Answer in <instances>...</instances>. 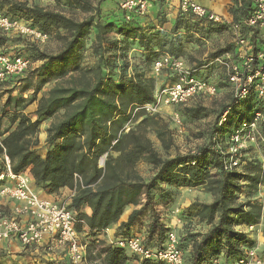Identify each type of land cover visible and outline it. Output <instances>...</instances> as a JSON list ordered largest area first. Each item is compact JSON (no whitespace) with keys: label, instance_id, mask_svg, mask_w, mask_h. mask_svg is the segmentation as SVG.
Returning <instances> with one entry per match:
<instances>
[{"label":"trees","instance_id":"obj_1","mask_svg":"<svg viewBox=\"0 0 264 264\" xmlns=\"http://www.w3.org/2000/svg\"><path fill=\"white\" fill-rule=\"evenodd\" d=\"M0 3L10 5L11 12L6 14L17 17L15 16L16 12H21L24 14L23 17H20L21 19L31 22L42 32L51 34L55 30H64L68 33L66 47L57 55L39 53L38 46L31 45L34 52L38 54L35 60L47 62L46 67H40L34 73L32 72V74H39V82L35 90L36 93H39L48 82L47 73L50 66L54 63L76 61L75 49L88 35L89 23L87 21L77 22L61 13L40 7H28L26 3L11 0H0ZM73 3L76 6L82 4L79 0H75ZM120 14L121 24L119 26L122 28L120 30L122 32L129 30L127 36L134 38L136 36L134 26L142 21L140 19L142 17L135 15L131 21L127 22L124 15ZM178 17L188 16L179 12ZM114 24H98L96 26L98 45L102 46L106 41V30L118 25ZM176 29L178 28H173L174 31ZM9 42V38L0 35L1 47ZM167 44V40L160 41L159 51L162 52ZM230 50H220L213 55V58ZM167 53L173 57L181 58L177 49L172 46L168 48ZM160 57H150L152 66ZM100 63L102 61L97 63V67L84 69L83 75L80 77H70L66 81L58 83L48 96H43L38 101L35 120L21 111L14 113L9 119L10 128L3 131L4 117L0 116V156L2 157L0 174L5 170L3 155L6 153L15 174H21L31 169L36 187H41V190H45L49 195L61 188L71 187L74 174L84 177L88 188L81 190L73 198L69 209L77 219L85 221L89 229L86 235L89 239L86 259L88 258L90 262L93 260V264L96 261L94 258L96 254L100 258L102 257L103 264H129L130 262H134V264H165L148 260L136 263L138 259L123 249L112 246L102 247L104 245L102 242H100L101 249H99L94 238L103 229L116 223L125 208L136 204L139 195L143 193L146 198L145 204L132 212L128 220L120 225L115 236H131L130 230L151 208L153 217L149 235L144 239V243L152 249L163 248L170 231H167L168 229L160 222L152 207L155 201L153 191L160 190L162 194L160 201L167 204L172 199L174 200V196L171 191L161 188V185L177 188L207 186V190L212 194L214 200L210 204L201 205V210L193 217H200L201 221L210 225V228L204 234L191 233L190 237L184 240L186 242L183 241L190 248L188 251L182 247L183 243L180 239V248L186 253L185 264H214L216 261L235 263L239 261L244 256L245 248L249 247V239L244 233L237 232L235 227L258 224L261 219V210L251 202L238 203L237 196L242 190L241 182L258 183L261 175L260 173L251 175L226 171L223 167V156L220 153L222 149L220 141L222 135L231 133L228 132V127L234 128L233 133L243 121L252 116L253 112L264 110V100L251 98L239 105H234L232 99L230 106L224 108L219 115L221 120L222 116L228 112L226 121L215 131L211 146L198 157L186 155L162 160L144 135L131 132L129 134L133 140L131 154L151 164L155 168L156 174L149 182L119 180L107 184L103 183L106 176L108 174L118 175V171L112 165L113 159L106 161L105 170L101 169L98 164L100 157L109 152L112 143L118 139V131L121 128L119 125L123 124L130 116L129 106L152 102L154 92L140 80L134 79L127 83L124 80L115 82L112 78L105 79V67H101ZM202 65L203 63L193 69H200ZM165 72L170 74L169 71ZM89 75L92 77L88 79ZM170 81H174L173 76ZM20 106V103H17V108ZM190 111L193 112V110ZM60 112L64 113L63 118L48 130L47 151L43 155V150L39 146L41 124L44 120L51 119ZM148 121L154 122L155 117L145 119L143 124ZM114 128H116L115 131ZM157 136L162 139L165 133L160 130ZM118 140L117 143L121 141ZM211 168H215L218 172L215 179L209 176ZM90 186H94V188ZM33 187L37 192L41 191L37 190L35 186ZM86 206L92 209L91 215L77 213ZM190 210H185L181 217L188 220L191 214ZM79 230L83 231L82 228Z\"/></svg>","mask_w":264,"mask_h":264},{"label":"rangeland","instance_id":"obj_2","mask_svg":"<svg viewBox=\"0 0 264 264\" xmlns=\"http://www.w3.org/2000/svg\"><path fill=\"white\" fill-rule=\"evenodd\" d=\"M18 3H26L28 7H40L48 11L61 13L64 16L71 18L77 22L87 21L90 29L88 35L76 47V61L54 63L47 73L48 82L43 86L39 93H36L37 84L39 82V74L34 73L40 67H46L47 62L44 60H35L38 57L37 52H34L33 43L18 38H9L10 42L4 45V50L9 54H19L28 58L31 62L30 69L23 77L18 78L14 83H6L0 87V116L3 118V131L10 128L9 119L17 112H22L28 115L33 120L36 119L35 111L38 101L43 96H48L54 87L70 77H80L83 75V70L86 68L97 67L100 63L104 69V77L112 78L115 82L124 80L130 83L134 79L144 82L155 93L170 84L171 76L167 72L160 75L155 74L150 57L163 56L168 54L169 47H174L178 51V55L191 68L198 67L208 59L213 58V55L220 50L231 49L232 33L226 27L213 26L198 21L194 17H177L171 28H168L169 20L165 14L158 13L152 19H145L136 26L134 38L128 37V31L122 29L121 14L119 11L120 3L117 0H79L80 6L74 5L75 0H11ZM0 10L4 13H10V5L0 3ZM23 13L16 12L15 16L23 17ZM117 23L106 30V41L102 46L97 44L96 26L110 25ZM115 25V24H114ZM176 27V31L173 28ZM51 40L35 49L39 53L47 55H57L67 44L68 33L64 30H55L51 32ZM69 38V36H68ZM67 39V40H66ZM167 40L168 44L161 52L158 49L160 41ZM169 55V54H168ZM102 57V58H101ZM101 58V59H100ZM92 77L88 76V79ZM199 77L204 80L214 83L218 89V93L213 97H199L191 101L185 106L163 108L161 114H147L140 112L133 115V110L145 104H133L129 106L131 109L130 116L121 125L118 133V139L112 143L111 150L105 153L99 159V167L103 170L106 168V161L112 160V165L118 171V175L108 174L103 183L111 184L119 180L124 181H144L149 182L156 174L155 168L147 161L140 160L131 154L133 140L129 134L131 132L144 135L150 142L153 150L162 160L172 159L177 156H201L208 147L211 146L215 131L221 126L219 115L221 111L230 106L232 101V87L227 82L223 70L219 67H207L199 72ZM21 101V102H20ZM24 101V102H23ZM153 102V101H152ZM150 102V103H152ZM17 103L20 107L17 108ZM148 104V103H146ZM190 110H193L191 112ZM179 113L185 121V129L182 133H178L176 127L171 121V115ZM63 112H60L51 119L44 120L40 127L39 142L40 148L43 150V155L47 151L48 130L58 123L63 118ZM155 117V121H148L143 124L145 119ZM219 119V120H218ZM222 119V118H221ZM240 126V125H239ZM236 128V130L239 128ZM228 135H222L220 146L226 152L230 147V137L233 127H228ZM114 131L116 128L113 129ZM165 133V136L160 139L157 136L158 131ZM227 131V130H225ZM104 158V164H101V159ZM0 169H2V157L0 156ZM238 173L254 175L260 173V181L258 183L241 182L242 190L238 194V203L251 202L261 210L260 222L253 226H237V232L244 233L249 239V247L246 249H254L261 264H264V143L259 141L258 145L249 146L243 152L240 158V163L237 169L233 170ZM33 186L36 187L31 169L25 171ZM215 168L210 169L209 176L215 179L217 176ZM93 187L94 186H90ZM41 190V187H36ZM88 188L85 183V178L79 174H74L73 184L71 187H64L56 191L55 195L62 190L69 192L66 199L69 205L72 204L73 198L83 189ZM161 188L169 190L174 196L170 203L164 204L160 201L161 191H153L154 204H152L160 222L165 226L167 231L177 233L181 243L190 237L191 233H201L208 231L210 225L207 222L201 221L200 217L196 219V227L188 223V220L178 217L174 212L181 207V198L186 201L189 198L191 191L194 193L195 201L192 207L196 205H204L205 201L214 200L211 193L208 192L207 186H199L196 188L187 187H168L161 185ZM41 192L46 193L45 190ZM46 194L49 195L47 192ZM181 194V196H180ZM201 198L198 199V198ZM180 198V203L178 202ZM200 201V202H199ZM136 204L129 205L125 208L119 220L106 229L109 234L114 230L117 232L120 225L128 220V217L134 210L140 209L146 202L144 194H140ZM190 208L182 209L183 212ZM86 215L92 214V209L88 206L84 207L80 212ZM153 214L151 208L141 217L138 224L130 230V234L138 236L141 239H146L149 235V228L152 222ZM126 220H123L125 219ZM180 219V220H179ZM186 242V241H184ZM101 249V245H98ZM186 251L190 248L184 243L182 246ZM96 253V252H95ZM94 253V255H95ZM13 253L0 252V264H20L19 256L15 257ZM94 257V256H92ZM94 264H103L102 257H94ZM221 259V258H220ZM22 260V259H21ZM23 264V263H22ZM25 264V263H24ZM84 264H93L87 258ZM129 264H134L130 262Z\"/></svg>","mask_w":264,"mask_h":264},{"label":"built area","instance_id":"obj_3","mask_svg":"<svg viewBox=\"0 0 264 264\" xmlns=\"http://www.w3.org/2000/svg\"><path fill=\"white\" fill-rule=\"evenodd\" d=\"M178 2L179 12L190 15L198 21L213 26H224L221 16L198 5L192 0H122L119 11L129 22L133 16L144 17L158 3ZM254 11L240 24L230 28L234 32V49L215 58L208 59L200 69H193L182 58L165 54L153 64L155 74L169 71L174 81L159 89L152 103L141 105L133 110V115L142 112L161 114L163 108L185 106L199 97H213L218 93L216 85L199 77L197 73L207 67H219L223 70L227 82L232 87L234 105H239L251 98L264 100V0H254ZM0 35L7 38L25 39L38 47L47 44L51 35L34 27L31 22L12 17L0 11ZM31 62L19 54H9L0 46V87L6 83H14L30 69ZM226 112L220 121H226ZM171 121L178 133L185 129L184 118L179 113L171 115ZM264 143V110L253 112L243 121L230 137V147L220 153L226 171L238 168L240 158L249 146ZM220 149V147H218ZM5 170L0 174V203L14 202L10 214L0 206V245L17 240L22 247L39 245L50 240L49 245L66 249L70 264H84L87 256V244L82 242L81 235L88 234L85 221L76 218L69 209L67 201L44 199L37 192L26 173L15 174L11 161L4 153ZM104 164V158L101 159ZM178 217L183 210L174 212ZM180 220V219H179ZM82 228L83 231L79 230ZM108 230H103L94 238L96 245H101V237H108ZM116 234V233H115ZM110 238L105 246L125 250L138 259L136 263L148 260L165 264H185L186 253L180 248V239L176 232L168 233L165 246L152 249L145 245L144 239L138 236ZM214 264H261L254 249H246L244 256L235 263Z\"/></svg>","mask_w":264,"mask_h":264},{"label":"crops","instance_id":"obj_4","mask_svg":"<svg viewBox=\"0 0 264 264\" xmlns=\"http://www.w3.org/2000/svg\"><path fill=\"white\" fill-rule=\"evenodd\" d=\"M122 0H117L118 3H121ZM198 5L208 9L209 11L214 12L215 14L221 16L224 20V27L228 28V30L232 33L233 39L231 43V50L234 49V32L230 28L233 24H240L245 21L246 18H248L252 12L254 11L255 5L254 0H192ZM158 13L165 14L167 16L169 23L168 28H171L172 24L175 22V20L178 17L179 14V5L178 2L172 1L170 3H158L154 5L148 13L140 18L142 21L145 19L153 18ZM223 26V25H222ZM261 33L264 36V30L261 31ZM264 40V37H263ZM33 183V182H32ZM39 194L44 199L54 200L58 202L66 201L68 198L69 192L66 190H62L59 193L55 195H48L46 193H43L39 191ZM194 193L191 191V195H189V198H186L187 200L184 201L181 198V207L184 208H190V216L188 218V223L192 224L193 227H196V219L197 217H193L194 215L198 214L201 210V205H196L192 207V203L195 201L194 199ZM181 196V194H180ZM198 199L201 200L199 197ZM180 203V198L178 200ZM200 202V201H199ZM211 198L209 201H205L206 204H210ZM14 202L10 201H2L0 203V206L4 209V211L7 214H10L12 212V209L14 207ZM192 216V218H191ZM128 218V215L127 217ZM123 219V220H126ZM125 222V221H124ZM207 231H203L201 233H206ZM116 233L114 230L111 234L108 235V237H101V242L106 245L110 238ZM82 242H89V239L87 236L82 233L81 235ZM50 240H46L43 243L39 245H33L30 247H22L21 244L17 240H11L6 243H2L0 245V252L4 251L7 253H13L16 255L15 257L19 256L20 262L23 264H70L68 253L66 249L64 248H55L51 249L49 245ZM22 259V260H21ZM20 263V264H22Z\"/></svg>","mask_w":264,"mask_h":264}]
</instances>
